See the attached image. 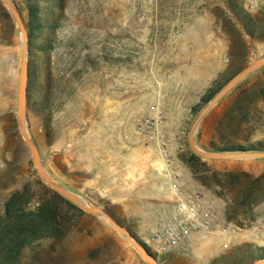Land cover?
Returning a JSON list of instances; mask_svg holds the SVG:
<instances>
[{
	"label": "rangeland",
	"instance_id": "obj_1",
	"mask_svg": "<svg viewBox=\"0 0 264 264\" xmlns=\"http://www.w3.org/2000/svg\"><path fill=\"white\" fill-rule=\"evenodd\" d=\"M11 1L28 36L27 131L56 184L107 212L154 253L159 264H210L246 243L264 247L252 241L264 242V232L255 225L264 217L263 203L253 209L255 219L247 227L229 224L234 231L223 236L225 241L215 254L200 248L201 243H210L211 235H197L198 247L186 244L157 255L149 243L165 222L171 202L157 198L152 188L130 189L117 186L116 180L110 182L117 173L109 180V147L90 148L71 133L78 95L95 92L105 107L113 108L108 121L114 131H102L100 139L110 135L115 151L132 155L133 160L138 149L147 155L158 151L155 142L136 133L139 121L158 114L159 129L170 139L171 159L184 186L208 191L194 181L182 162L190 151L188 129L208 103L202 99L210 89L215 90V83L225 86L264 56V36H246V49L237 47L231 61L230 41L234 47L238 42L228 31L227 15L231 14L226 5L230 0H37L36 20L30 18L25 0ZM238 2L252 15L264 8V0ZM20 56L19 31L0 1V213L7 197L23 185L35 194L34 203L46 196V188L51 190L39 179L18 130ZM262 69L204 117L195 132L196 147L213 152L209 143L218 142L215 128L222 115L245 89L258 91L263 86ZM250 107L253 136L248 144H255L264 141V102L252 100ZM205 161L216 171L264 172V164L255 160ZM208 192L220 225L228 224L225 201ZM66 229L64 237L43 239L26 249L23 264H146L104 219L84 212L70 217ZM238 255L244 258L239 264L264 257L252 248ZM251 257L255 259L247 263Z\"/></svg>",
	"mask_w": 264,
	"mask_h": 264
},
{
	"label": "trees",
	"instance_id": "obj_2",
	"mask_svg": "<svg viewBox=\"0 0 264 264\" xmlns=\"http://www.w3.org/2000/svg\"><path fill=\"white\" fill-rule=\"evenodd\" d=\"M25 2L30 18L36 20L37 0H25ZM226 6L231 14L227 15V20L231 24L228 31L238 42L234 47L233 40L230 41L229 57L233 62L235 49L237 47L246 49L244 37L260 39L264 36V8L262 12L252 15L238 0H230ZM35 27L40 29L39 23H36ZM241 69L242 67H239L233 74ZM222 86L215 83V90L210 89L203 97V102L205 104L209 102ZM251 99L264 102V83L258 91L245 89L230 103L215 128L218 142L209 143L213 151H264V141L248 144L253 136L249 130ZM245 143L248 145H244ZM182 162L190 171L194 181L215 197L225 201L224 219L228 224L245 228L254 221L253 209L264 203V172L254 175L244 170L216 171L208 165V161L191 151L185 153ZM45 193V197L34 203L35 194L29 185H23L3 202L0 213V264H23V254L26 249L43 239L64 237L70 217L84 215L83 211L54 191L46 188ZM247 248L264 254V247L246 243L237 247L232 253L214 259L210 264L242 263L244 258L238 254ZM254 259L251 257L247 263Z\"/></svg>",
	"mask_w": 264,
	"mask_h": 264
},
{
	"label": "water",
	"instance_id": "obj_3",
	"mask_svg": "<svg viewBox=\"0 0 264 264\" xmlns=\"http://www.w3.org/2000/svg\"><path fill=\"white\" fill-rule=\"evenodd\" d=\"M8 14L12 18L16 28L20 34L21 40V56L18 74V89H17V124L21 138L28 149L31 156L33 166L39 179L44 185L57 193L59 196L82 210L83 212L104 219L120 236H122L139 254L146 264H159L158 258L154 253L149 251L144 245L136 240L131 233L117 223L107 212L97 207L87 204L77 195L67 191L58 184H56L47 171L45 170L39 150L36 144L30 138L26 126V100H27V53H28V36L22 17L17 11L16 7L11 0H0ZM264 68V56L260 57L247 67H245L238 74L233 76L226 84L221 88L214 97L198 112L194 120L192 121L188 129V145L190 151L200 157L203 160H215V161H237V160H264V151H235V152H216V151H204L196 147L195 144V132L198 129L199 124L204 117L221 101L226 95L231 93L239 84L243 83L248 77L255 72ZM252 264H264V257L256 260Z\"/></svg>",
	"mask_w": 264,
	"mask_h": 264
},
{
	"label": "built area",
	"instance_id": "obj_4",
	"mask_svg": "<svg viewBox=\"0 0 264 264\" xmlns=\"http://www.w3.org/2000/svg\"><path fill=\"white\" fill-rule=\"evenodd\" d=\"M160 117L145 118L138 122L136 133L155 142L162 161V173L168 180L165 197L171 202V210L165 222L154 233L149 248L157 255L170 250L184 248L194 235L209 237L218 231L231 234L234 228L220 225L212 196L208 191L186 188L176 172L170 151V139L160 129ZM264 232V217L255 221Z\"/></svg>",
	"mask_w": 264,
	"mask_h": 264
},
{
	"label": "crops",
	"instance_id": "obj_5",
	"mask_svg": "<svg viewBox=\"0 0 264 264\" xmlns=\"http://www.w3.org/2000/svg\"><path fill=\"white\" fill-rule=\"evenodd\" d=\"M99 99H101L100 95L97 93L95 94V92H85L78 95L76 113L74 116V127L71 128V133L74 132L75 137L80 138L90 148H96L98 146L109 147V164H107L109 180H111V175L115 172L117 173V178L110 182L116 180L117 186H121L122 184L123 187L130 189L152 188L157 198L167 199L165 197V191L168 186V180L162 173V161L159 153L157 154L158 151L156 153L150 151L152 154L147 155L144 154L142 150L138 149V156L135 158L133 157L132 160V155H122L119 151H115V146L113 145L114 139L110 135L100 139L102 131L106 130L112 132L114 129L109 126L108 121L111 114L110 112H112L113 108L109 109L105 107ZM254 162L264 164L262 160H255ZM131 173L132 176L129 175ZM126 176L128 179H126ZM110 182H108V184H110ZM223 236V234L216 231L209 238V244L206 242L202 244L197 235H194L186 244L191 248H196L198 247L197 245L201 243L200 248L203 249L204 252L215 254L220 251L221 243L225 241ZM252 241L259 246L264 245V242L258 238L252 239Z\"/></svg>",
	"mask_w": 264,
	"mask_h": 264
}]
</instances>
